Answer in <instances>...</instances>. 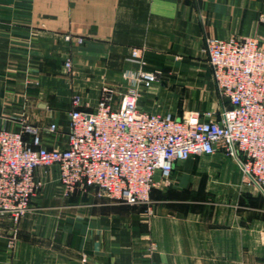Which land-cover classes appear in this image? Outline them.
I'll use <instances>...</instances> for the list:
<instances>
[{"label":"crops","instance_id":"1","mask_svg":"<svg viewBox=\"0 0 264 264\" xmlns=\"http://www.w3.org/2000/svg\"><path fill=\"white\" fill-rule=\"evenodd\" d=\"M210 37L264 44V0H0V128L26 121L44 146L65 145L47 126L67 131L76 94L94 110L104 86L125 92L124 75L140 68L134 49L160 72L138 87L141 111L219 113L229 102L217 92ZM43 178L18 226L0 217V264H264V194L221 152L177 163L150 205L95 191L66 197L56 171Z\"/></svg>","mask_w":264,"mask_h":264},{"label":"built area","instance_id":"2","mask_svg":"<svg viewBox=\"0 0 264 264\" xmlns=\"http://www.w3.org/2000/svg\"><path fill=\"white\" fill-rule=\"evenodd\" d=\"M206 53L219 96L230 99L218 114L141 111L138 87L160 81V72L145 70L143 50L134 49L131 61L140 68L124 75L125 92L104 86L94 110L84 109L76 94L67 131L47 126L49 134H65V145L44 146L42 129L26 121L19 130L0 128V217L18 226L53 170L66 197L95 191L115 203L150 205L152 191L160 182L169 186L177 163L218 152L264 194V44L257 37H210ZM65 67L72 72L70 60Z\"/></svg>","mask_w":264,"mask_h":264},{"label":"rangeland","instance_id":"3","mask_svg":"<svg viewBox=\"0 0 264 264\" xmlns=\"http://www.w3.org/2000/svg\"><path fill=\"white\" fill-rule=\"evenodd\" d=\"M67 36H71V35H67ZM66 36V37H67ZM72 38H71V40H75V42H77L78 43V41H77V39L78 38H82V37H73V36H71ZM83 39V38H82ZM71 40H69V41H71ZM84 43V42H83ZM78 44H80V43H78ZM82 44V43H81ZM68 60H70V59H68ZM71 61V60H70ZM72 62V61H71ZM66 63V62H65ZM216 84V83H215ZM213 113H215V112H213ZM215 114H218V113H215Z\"/></svg>","mask_w":264,"mask_h":264},{"label":"water","instance_id":"4","mask_svg":"<svg viewBox=\"0 0 264 264\" xmlns=\"http://www.w3.org/2000/svg\"><path fill=\"white\" fill-rule=\"evenodd\" d=\"M227 101H228V102H230V99H229V98H227Z\"/></svg>","mask_w":264,"mask_h":264}]
</instances>
